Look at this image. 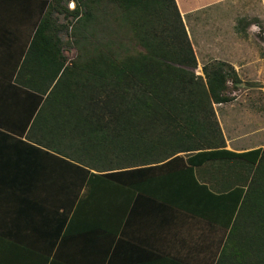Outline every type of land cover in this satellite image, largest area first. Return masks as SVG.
I'll return each mask as SVG.
<instances>
[{
	"label": "crops",
	"instance_id": "obj_1",
	"mask_svg": "<svg viewBox=\"0 0 264 264\" xmlns=\"http://www.w3.org/2000/svg\"><path fill=\"white\" fill-rule=\"evenodd\" d=\"M173 1L185 30L197 32L192 46L214 50L215 58L231 63L242 79L238 71L245 64L249 77L264 79V56L256 55L239 36H223L235 30L237 16H259L264 23V0ZM45 4L46 0H0L3 264H51L55 259L53 264H214L229 229L231 207L237 203V183L245 177L240 166L223 164L220 157L193 163L187 159L194 153L179 152L159 167L127 170L130 178L125 182L106 179L94 187L92 199L87 193L80 200L75 184L83 172L56 168L55 152L46 154L25 137L23 107L14 110L11 105L16 96L24 101L27 93L18 83L38 79L39 62L35 56L20 68L24 53L17 49L23 44L14 39L30 40ZM253 24L260 27L250 21L246 29ZM247 90L212 104L224 148L235 152L264 148V107H253Z\"/></svg>",
	"mask_w": 264,
	"mask_h": 264
},
{
	"label": "trees",
	"instance_id": "obj_2",
	"mask_svg": "<svg viewBox=\"0 0 264 264\" xmlns=\"http://www.w3.org/2000/svg\"><path fill=\"white\" fill-rule=\"evenodd\" d=\"M57 3L49 0L32 35L37 45L31 56H39V75L44 72L41 91L55 87L60 95L45 112L48 128L58 130L54 109L71 114L66 130L75 132L78 149L89 151L88 176H100L97 186L129 179L127 170L159 167L179 152L194 153L187 159L193 163L220 157L240 166L247 188L236 200L243 199L244 208L232 216V205L214 264H264V148L225 149L212 107L233 97L228 83L239 81L233 65L215 58L201 74L188 69L197 61L173 0H84L89 11L72 12L78 29L86 27L74 35L89 43L78 41L79 56L68 65L52 17Z\"/></svg>",
	"mask_w": 264,
	"mask_h": 264
},
{
	"label": "rangeland",
	"instance_id": "obj_3",
	"mask_svg": "<svg viewBox=\"0 0 264 264\" xmlns=\"http://www.w3.org/2000/svg\"><path fill=\"white\" fill-rule=\"evenodd\" d=\"M57 1H58L57 6L59 7V9L56 8L53 10L52 17L55 18L56 25L58 24L55 33L59 37L61 42L60 52L64 56L66 63L69 65L71 61L73 62L76 61V58H78L79 56L81 43H78V41L83 43H89L88 40L82 39L80 37H76V35H74V30H76V28L78 29L79 26H81V24L76 21V16H75L76 13L72 11L77 10L78 14H81L89 11V7L88 5H84L82 3L84 0H57ZM48 2L49 0H46L45 7L48 5ZM53 3L55 4L54 1ZM84 6H87V8H85ZM41 18H43V16H41ZM236 18H237L236 20L237 24L234 26L235 29L234 31L237 33H234V31L231 33L229 32L228 35L227 33H223V36L224 37H229V35L232 37L239 36V38L248 41L250 45L254 47V52L256 55L259 54L261 56H264V33H262V31L264 30L263 20L259 16H255V15H248L247 17L243 15V16H237ZM238 19L239 20L241 19V23L240 21H238ZM250 21H254L260 27L253 24L252 26L253 28H251V30L248 31L245 26L247 23L249 24ZM239 23L241 26L238 28L237 26H239ZM83 26L84 27H80V29L76 30V32L79 31L83 33L86 25ZM87 27H88L87 29L88 31L89 26ZM78 35L80 34L78 33ZM186 35L189 42L195 44L193 41L196 38V36H198L197 32L188 33L186 31ZM32 39H33L32 36L30 40L28 39L29 42L28 40L25 42V40L23 39L19 41L17 39H14V43L19 42L20 44H23L22 49L21 48L17 49V51L22 50V52L24 53L22 57L23 63L21 62V64L19 65L20 68H23V66L25 65H30L28 61H34L35 59V55L33 56L31 55H32V50L34 49V47H36L37 43L36 42L33 43ZM192 48L195 53L197 64L195 67H190V68L188 67V69H191L194 73L201 74L202 65L210 59H215V56L217 55L216 53H214V50L212 49L205 50L204 48L196 47V45H193ZM38 53L40 55V52ZM40 57L42 56L40 55ZM245 67L246 64L244 67H242V69L238 71L239 74L244 77L243 79L234 70L236 76L239 77L238 78L239 81L234 83L229 81L228 84L231 85L232 87L228 93L233 94L232 98H234L237 95L245 94L246 93L245 90L248 89L247 92L250 93L248 98H249V102L253 104L252 106L253 107L255 106V108H257L260 105H262L261 107H264V84L262 87H259L257 89L249 88L252 87L251 84L257 85V83L260 82L264 83V79L263 80L259 78L254 79L249 77L248 76L249 72L247 70H244ZM43 73L44 72L41 69V75L38 74V79L35 78L36 80L32 79L30 81H22V83L25 85H23L22 83H18L19 85L21 84L23 86L22 90L25 91L27 95H24L22 97L24 101H19L18 100L19 97L17 96L14 97L15 100L13 101L11 107H14V110L17 107H23L22 108V113L24 114L23 122L28 123L25 130V137L37 142L40 147V150L42 151L44 150L46 154H48L49 152H55L57 156H54L55 157L54 159L56 163H58L56 168H61L62 170L71 168L73 170L84 171L83 179L81 177L76 178L77 182L75 185L78 186L79 188L78 190L79 199L84 200L85 195L89 193V200H90L94 195L93 193L94 187L97 186L95 185V180H97L100 176L92 175V174L88 176L89 165L93 166L91 163H89V151L87 150L83 151L78 149L76 140L74 139V137H76L75 132H71V131L68 132L66 130L67 126H70V121H71L70 118L71 114L69 112H66V109L59 108L56 110L54 109L52 111L53 114H55L54 118L56 119V121H58L57 124L58 130H56L57 132L54 129L52 130L51 128H48L50 120L47 121L48 115H46L45 112L46 110L49 111L50 108L48 107H54L55 104L53 101L58 102L60 100V95L55 87L51 92L41 91L43 90V86H44V81H43L44 79L42 77ZM14 82H18V80H15ZM33 84L34 85L38 84V87H36V89H33L36 92L31 91L30 86L33 87ZM79 91L83 93H87V90L83 91V89H81ZM20 104H22V106ZM81 104L84 103L81 102ZM56 107L59 106L56 105ZM78 143L81 144L82 140H79ZM237 184L240 186V188L238 189V194L240 195L242 194V192L244 194L247 188V184L243 183V181L242 183L238 182ZM82 191L83 194L80 196ZM242 200L243 199H241L240 203L239 201L236 203L232 216H235V214L238 212L239 206L241 207V209L244 208L245 203L243 204ZM53 256L55 255H51L50 258H53ZM28 258L33 260V257L31 255H28ZM8 259L11 262L15 260L14 257L13 258L9 257ZM55 260L52 261V264L53 262H55ZM23 261L24 260L22 259L20 262ZM4 262L5 261L3 260V258H0V264H3ZM30 262L31 264H35V261H30Z\"/></svg>",
	"mask_w": 264,
	"mask_h": 264
},
{
	"label": "bare ground",
	"instance_id": "obj_4",
	"mask_svg": "<svg viewBox=\"0 0 264 264\" xmlns=\"http://www.w3.org/2000/svg\"><path fill=\"white\" fill-rule=\"evenodd\" d=\"M72 3V2H71Z\"/></svg>",
	"mask_w": 264,
	"mask_h": 264
}]
</instances>
